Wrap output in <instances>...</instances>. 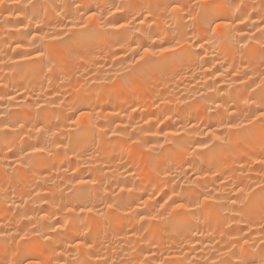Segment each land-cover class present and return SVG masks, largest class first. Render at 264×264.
<instances>
[{
	"label": "bare ground",
	"instance_id": "bare-ground-1",
	"mask_svg": "<svg viewBox=\"0 0 264 264\" xmlns=\"http://www.w3.org/2000/svg\"><path fill=\"white\" fill-rule=\"evenodd\" d=\"M77 3L83 5L79 10ZM149 3L156 0L0 4V234H10L0 235V264L16 250L45 264H140L145 258L148 264H172L184 257L196 264H219L229 257L232 264L264 262V200L257 195L241 204L233 188L241 181L253 188L264 182L255 163L264 156V124L249 123L253 113L258 115L261 94L229 75L238 71L247 80V72L260 83L264 0H206L215 16L232 21L239 31L203 48L195 46L203 43L205 29L198 17L179 27L154 9L145 24L133 20L120 30L124 38L97 22L102 15L105 23H124ZM116 5L122 10L110 16ZM89 9L97 13L91 22ZM43 33L48 38L30 43L33 34ZM53 34L60 39L51 40ZM149 36L157 44L179 40L184 51L130 65L129 46L147 44ZM37 49L55 60L37 58ZM25 53L33 58L24 59ZM78 110L91 113V121L72 124ZM221 120L243 126L229 133ZM34 125L43 126L42 136L30 131ZM209 129L223 142L214 140L200 151L198 143L209 139L203 135ZM37 144L46 151L24 154ZM149 145L157 147L148 152ZM81 178L95 183L78 184ZM173 201L185 208L173 212ZM113 202L120 210L107 209ZM65 206L75 210L69 213ZM25 231V241L12 242V235ZM78 242L84 246L76 248Z\"/></svg>",
	"mask_w": 264,
	"mask_h": 264
},
{
	"label": "snow or ice",
	"instance_id": "snow-or-ice-1",
	"mask_svg": "<svg viewBox=\"0 0 264 264\" xmlns=\"http://www.w3.org/2000/svg\"><path fill=\"white\" fill-rule=\"evenodd\" d=\"M4 2V0H0V4H2ZM75 7L77 8V10H79L81 7H83L82 4L77 3L75 5ZM154 9L156 11L159 10H163L165 13L168 14L169 20H175L178 23L179 27H183V22L185 21V19H189V20H195L197 17L199 18V22L201 25L205 26L204 29V35L200 37V40L203 41V43H199L196 42V47H200L203 48L205 46V44L209 43L210 41L215 40L217 37L222 36L226 33H230L233 30L239 31V29H233L231 27L232 25V21L226 20L222 17H218L215 16L211 6H209L206 3V0H163V4L161 7V0H156L155 4L149 3L147 5H141L140 6V10L138 12L135 13V15L132 16L131 20H125L124 23H120L118 21H113V20H108L107 23H105V17H103L102 15L99 17L98 19V24L100 27L104 28H109L112 29V32L110 33L111 35H119L121 36V38H124L126 33L124 31H120L123 29L128 28L129 25H131V22L134 20L136 21V23L143 25L145 24L146 21L149 20V18H151L154 15ZM121 7L119 5L115 6L114 11H109V15L110 16H115L116 12L121 11ZM193 12H196V16L194 17L192 15ZM17 13H13V15H16ZM81 18H85V13L81 12ZM97 18V13L94 11H91L90 9L87 12L86 15V19L87 21L91 22L92 20ZM31 19V18H29ZM245 21L241 20L240 23L243 24ZM260 23H264V17L261 18ZM83 27H87V25H82ZM136 32H139L140 29H135ZM262 35H264V29L261 30ZM240 35L244 36L246 35L244 32H240ZM46 38H48V34L47 33H43V34H33L30 37V43L34 42L36 40H45ZM138 38H142L138 37ZM60 39L59 36L53 34L51 36V40L53 41H58ZM175 40V37L173 38ZM148 43L144 44V45H136V47H130V50L132 52V56L133 59L130 61V65L131 64H138L140 62L143 61H147L148 59H150L151 57H155V56H178L181 52H183V48L180 45V41L179 40H175L174 43H169V42H165L163 40H161L160 44L156 43V40L153 39L151 36L148 37ZM17 48L20 47L19 44L16 45ZM121 48H124V45H121ZM36 57L37 58H43V57H48L49 58V63H51L53 60H55V56L53 54L41 51L40 49L36 50ZM24 59H32L33 57L28 54L25 53L23 56ZM229 75L235 76L236 79L241 83V84H247L248 85V90H250L251 92H255L257 89H259V92L261 94V103L260 105H258V115L256 113H253L252 116L249 118V123H254L256 121H259L261 124H264V73H262L258 79L260 81L259 84H256L255 80H252L251 77L248 76V73L245 72L244 73V77H247L248 79H243L240 77L239 72H233V73H229ZM248 80H252V84H255V88L252 87V84H248ZM51 83V81H49ZM61 83H63V81H61ZM215 89L210 88L209 91H214ZM56 95L58 96L59 93L57 92ZM13 99V97L9 96V100ZM37 107H40L41 110H43V107L41 105H39V103L37 104ZM221 105L220 104H216V108H220ZM225 112H228V109L225 108L224 109ZM75 115V119H71V123L74 125L80 124L82 121L84 120H89L91 121L92 119V114L86 111H79L78 110V114L74 113ZM147 123V121L145 122ZM221 125L223 127H226L229 130V133L231 132L232 129H239L241 128L243 125L241 123H232L231 120L228 121H223L221 120ZM20 128H24L25 125L23 123H21ZM190 126L192 128H197L198 125H191ZM8 125H5V128H7ZM35 132L39 133L41 136L43 135L45 129L43 128V126H39L36 127L35 125L33 126V129ZM141 131L144 132L145 130L143 128H141ZM108 131L104 130L103 135H107ZM117 134L115 132V130H113V135ZM146 135H150L153 133H147L145 132ZM180 133L179 132H173L172 135L173 136H178ZM204 136H207L209 139L207 141H200L198 143V149L200 151H202L203 149H210V145L212 141H221L223 142V137L221 135H218L215 131L209 129L207 132L203 133ZM134 144H139L140 141H133ZM165 143H171V141H168L167 139L165 140ZM157 147V145H149L146 148V151L151 152L153 151L155 148ZM159 147L163 148V144L159 145ZM21 151H23V149H21ZM46 151V149L44 147L39 146V144H37L36 146H32L30 152H25V155L31 156L32 154L35 153H42ZM255 163H257L260 166V175L264 176V156H261V158L257 161H255ZM244 165L241 164V169H243ZM249 168L252 167L251 164L248 165ZM195 179H199V177H194ZM95 183V181H88L85 180L83 178H81L80 180L77 181L78 184H87V183ZM234 191L238 194L237 199H239V202L241 204H244L246 201L251 200L252 198L256 197L257 195L264 200V182H261L259 184L256 185L255 188H253L250 184L249 185H244L243 181H241L239 184H234L233 185ZM257 189L259 191H257ZM3 189H0V191H2ZM121 192L125 191L124 188L120 189ZM128 191H131V189H128ZM173 195H177V193H175V191H173ZM211 196H205V200H210ZM237 199H232L231 200V204L232 205H236L237 204ZM172 200V197L169 196L167 200L164 201V204L161 205V209L164 208V205H168L169 201ZM47 202V201H45ZM146 202L141 201V204H145ZM66 207V211L71 213L73 212L75 209L73 206H65ZM107 209L109 210H120L121 205L113 202V203H108L106 205ZM130 207V206H129ZM170 207L172 208L173 212H179V210L184 209L185 208V204L183 203H176L173 201L172 205H170ZM79 211L81 213H83L85 211V208L81 207L79 209ZM88 212H92L93 209L92 208H87ZM159 214V213H158ZM46 217L42 216L40 217L41 220L45 219ZM149 219H156V216H152V217H148ZM24 219H27L29 221H31L32 217L30 216H25ZM141 220L145 219L144 216L140 217ZM37 223H39V221H37ZM33 228H36V224L32 225ZM51 227V226H49ZM60 226L57 225L56 228L58 229ZM262 229H264V224L261 225ZM0 235H3L4 237H8L10 234L5 232L2 233ZM19 236V240L16 239V237ZM29 237V232L25 231L23 235H19V233H16L15 235H12V242L16 243L17 245L19 244V241H25L27 238ZM47 239V237H45ZM232 239H236L235 237H232ZM245 243H247V240H245ZM70 247L72 245H69ZM84 244L83 242H78L76 243L75 247L76 248H80L83 247ZM87 248L91 249L93 247V245L91 243L86 245ZM5 251L7 252L8 249L6 248ZM12 256L13 258L9 261L6 262V264H45L44 261L35 259L31 256H23L21 257V254L19 252V250L13 251L12 252ZM187 260V264H196V260L195 258L192 259H188L187 257H184L182 260H178V261H173L172 264H184V261ZM103 264H109V262L107 260H104ZM114 264V262H113ZM140 264H148L147 258H145L144 260H142L140 262ZM160 264H165V261H161ZM212 264H216V261H212ZM219 264H232L231 258L229 257V259L224 260L221 259L219 261ZM238 264H244V261H239ZM262 264H264V262H262Z\"/></svg>",
	"mask_w": 264,
	"mask_h": 264
}]
</instances>
